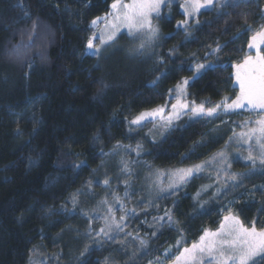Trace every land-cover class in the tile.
Returning a JSON list of instances; mask_svg holds the SVG:
<instances>
[{"label": "trees", "instance_id": "trees-1", "mask_svg": "<svg viewBox=\"0 0 264 264\" xmlns=\"http://www.w3.org/2000/svg\"><path fill=\"white\" fill-rule=\"evenodd\" d=\"M113 2L0 0V264H30L32 249L39 246L48 253L60 250L65 264H105L106 258L108 264H145L177 238L186 247L205 229L216 230L224 204L264 185V165L236 159L231 171L247 174L239 186L217 198L211 190L197 196L215 179L208 171L198 173L155 205L157 212L169 209L173 222L147 236L144 245L138 248L126 238L139 229L150 231L139 224L141 213L116 239L73 259L72 229L83 222L63 206L103 170L108 155L102 152L118 142L130 148L139 144V158L151 168H188L212 157L240 128V113L213 119L184 114L155 139L149 122L139 128L129 122L171 105L169 90L173 94L184 79H189V102L212 106L234 98L232 65L243 61L249 38L264 25V0H227L226 7L208 6L191 18L181 7L185 0H165L152 18L159 32L150 47L137 52L140 44L122 32L98 55L85 54L91 21L108 14ZM186 19V27L178 26ZM218 44L225 46L215 53ZM209 52L214 54L206 58ZM197 64L213 68L193 78ZM106 164L114 169L112 159ZM262 209L264 194L256 201L237 200L231 212L251 227Z\"/></svg>", "mask_w": 264, "mask_h": 264}, {"label": "snow or ice", "instance_id": "snow-or-ice-1", "mask_svg": "<svg viewBox=\"0 0 264 264\" xmlns=\"http://www.w3.org/2000/svg\"><path fill=\"white\" fill-rule=\"evenodd\" d=\"M165 3V0H129L128 3H124L123 0H114L111 4V13L106 14L105 19L108 21L110 28V34L107 39L102 37H90L85 54L98 55L101 51V45L114 42L116 33L122 27L128 29L130 37L133 39L143 36L140 45L137 48V52L142 51L148 42L154 40L159 32V29L152 24L153 14L159 16L161 12V6ZM212 7H226L227 0H185V3L181 5L184 10L186 18H191L198 14L201 9ZM100 18L93 19L91 25L95 26L98 24ZM188 19L178 22V26H187ZM36 25L33 24V29ZM251 30V29H249ZM34 32L29 34V39L33 38ZM94 39H99L100 44H94ZM264 25L259 30L253 33L249 38L248 48L256 49V55H246L241 63L233 64L232 67L235 69L234 77L235 81L239 86V91L236 93L234 98L224 97L221 102L215 104L212 107H205L204 103L196 104L194 101L188 102L186 100L185 87L189 84V79H184L179 82L175 87V103L171 104V110L167 111L166 106H159L157 108L145 111L137 115L129 122L130 128L136 126L137 128L145 125L148 122H155L157 118L162 122V127L165 129L170 128L173 121L179 119L182 114L187 112L191 113L192 118H218L222 113L228 114L233 113L237 110L247 109L250 113L255 112L258 115V119L255 121L248 119L244 121V125H249L248 131H241L239 133L233 132V136L229 139H236L238 142L243 141L248 144L251 148V141L255 139L259 145L261 151L259 156H254L249 151V155L243 157L247 162H250L255 166L257 159L259 163L264 165ZM225 45H217L214 50L218 53L222 50ZM95 49L94 52L91 50ZM213 52L206 53L207 56L213 55ZM163 61H161L162 63ZM211 64H197L195 68V75L200 74L201 70L212 69ZM163 75V74H162ZM159 79V78H158ZM173 90H169V95H172ZM167 111V115H165ZM255 126H250V125ZM242 125V127L244 126ZM227 143V142H226ZM121 145L119 142L116 145V149H119ZM141 145H137L134 151L139 155ZM113 154H115V149ZM102 155H108L103 153ZM123 163L122 171L130 175V170L127 162ZM215 164L218 169V176L220 172H224L227 176V181L221 184L213 193V197L217 198L221 195H226L229 187L235 188L242 183V178L247 174L230 173L228 169L231 168V162L225 151H220L215 154L209 161L202 164H197L193 167L188 168H177L174 169L169 176V183L167 189L161 188V193L168 192L174 194L175 191L182 185L186 184L188 180L194 177L196 174L201 173L207 165ZM80 167V165H77ZM164 175V174H161ZM231 182V184L228 183ZM219 182V181H218ZM91 183V182H90ZM103 184L107 187L110 185V178H105ZM125 187L127 189L128 183L125 181ZM211 185L204 186L203 191H207ZM127 191L125 196H127ZM200 193H197L199 196ZM117 203H120L121 198L114 196ZM72 203L75 206L77 203V196L74 194L72 197ZM103 203L107 204V200ZM140 203H144L141 201ZM151 205V201H149ZM120 211L123 213L117 221L114 215V208L109 207L108 212L112 213L111 222L109 217H102L105 221V226L100 228L99 232H96L97 237H105L107 239H114L112 235L113 228L117 231H122L124 224L122 222L128 219V212L135 213V209H126L123 204H120ZM227 212L223 216L220 226L217 230L212 231L205 229L198 241H195L191 246L183 247L180 250L179 255H176L172 259V264H257V258L264 261V228L257 229L255 223L251 227L245 226L240 221L239 217L235 216L231 212V207L225 209ZM264 211V209H262ZM85 215H87L85 213ZM169 224L171 225L172 216L166 213ZM156 219V218H154ZM159 220L163 221L164 217H159ZM163 226V225H161ZM92 234L91 224L89 225V235ZM156 233H153L155 235ZM129 235H131L129 233ZM141 245L146 242L141 240ZM178 243H180L178 241ZM89 251L86 246L85 250L81 252L83 257L85 253ZM169 253H165L167 258ZM105 264H108L107 258ZM151 264V262H150Z\"/></svg>", "mask_w": 264, "mask_h": 264}, {"label": "rangeland", "instance_id": "rangeland-1", "mask_svg": "<svg viewBox=\"0 0 264 264\" xmlns=\"http://www.w3.org/2000/svg\"><path fill=\"white\" fill-rule=\"evenodd\" d=\"M123 2L128 3L129 0H123ZM112 11L113 10L110 9L109 13H111ZM154 16L155 14H153V17ZM105 17L106 15L101 20H99L97 25L93 26L94 28H93V33L91 37H102L105 40L107 39V36L110 34V28L108 25V21L105 19ZM122 32H126L127 35L130 37L128 33V29L125 27H122L119 30V32L116 33V36ZM142 39H144V37L139 36L133 40L136 43L138 42L140 44ZM94 44L99 45L100 40L94 39ZM149 45H150V42H148L147 46L150 47ZM102 46L103 45H101V47ZM261 48H264V45H261ZM91 51L94 52L95 49ZM246 55H251L254 57L256 55V49L255 48L249 49L248 44H247L244 58ZM236 84L237 83L234 81V85L238 88V91H239V86L238 84L237 85ZM175 96H176V92L174 90V93L172 94V100L174 101L173 103L176 102ZM212 106L205 105V107H212ZM166 108H167V111H170L171 105H166ZM167 111L165 115H167ZM233 113H240L243 118V119L237 120L240 128L235 130L236 133H239L241 131H245V132L248 131L249 125H244L245 120L251 119L255 121L256 119L259 118L258 116L251 118L250 115H254V114L256 115V113L255 112L250 113L247 109L237 110ZM228 114H231V113H228ZM185 115H186L185 119L186 118L193 119L191 117L190 112H187ZM185 115L182 114L179 117V119L183 118V116ZM213 118H216V117H213ZM179 119L174 120L172 126H174L178 122ZM225 119L226 118H224V120ZM149 123H150V126H149L148 133L152 138H155V139L160 138L162 135H164V133L167 130H169L172 127L171 126L170 128H167V129L162 127L161 126L162 122L159 120V118H157L155 122H149ZM242 125L244 126L242 127ZM250 126H255V125L253 124ZM232 136H233V132L230 134V137ZM114 149H115V154H113ZM114 149L108 152V156L105 159L106 162L104 161V163L102 164L103 168L101 166L103 170H101L100 174L96 178L87 182V185L85 187L71 194V196H69V198L67 199L66 204H64L63 206V209L67 210V213H70V214L76 213L78 218L81 219V222H83L82 225L79 227V229L77 230L72 229L75 244L77 243L76 248L73 247L70 249V251L72 252L73 259L80 257L81 252L85 250L86 246L90 250L93 247H99L100 244L103 242H106L108 240H113V239H107L102 236L97 237L95 235L96 232H99L100 228L105 226V221L104 219H102V217L108 216L109 222H111L112 213L108 212L109 207L114 208V215L117 221H119V217L123 215V213L120 211V204H123L126 209H129V210L135 209V213L129 211L128 219L122 222L125 225L122 231H117L115 228H113L112 235L115 237L114 239H116L121 233H124L123 231L125 230L126 226L129 225V223H133V219L135 216L142 213V216L139 220V224L143 225V227L146 228L147 230L150 229V231L139 229L134 234L130 233L131 234L130 237H126L127 240H129L128 242L134 241L135 246H137L138 248L141 247L140 245L141 240L145 241V238L153 234L154 232H156L157 229H159L161 225L169 224L167 216H166V213L170 212L169 209L163 208L161 212H157L155 211L156 210L155 205L159 202V200L169 195L168 192L161 193L160 189L161 188L167 189L168 183H169L168 174L171 173L174 169L161 170V169H155V168H151L150 166H147V164H145V162L139 158L140 156L137 154V152L134 151V149H136V147L134 146L131 148L129 146L128 147L121 146L119 149H116V148ZM250 150L254 156H257V157L259 156L261 149L259 145L256 143L255 139L251 141V148H250L248 144L244 143L243 141L238 142L234 138L232 140L228 139V142L226 143V145L218 152L225 151L230 162L235 161L236 159H239L245 162L243 157L248 156ZM212 157H210L206 161H209ZM110 159H112L114 162L113 170L112 169L108 170L107 168L106 163L107 161H110ZM122 162L128 163L130 175L122 171L123 169ZM258 163H259V159H257L256 161V164ZM256 164L253 167H257ZM139 167L142 169H139ZM207 171L208 173L215 175V179L214 181L210 183H206L202 185L198 192L200 193V195H203L211 190L212 196H213V193L216 191V189L218 187H221V184L223 182L227 181V176L225 175L224 172H220L218 176L217 174L218 169L215 164L207 165L202 172H207ZM228 172L235 173L231 171V169H228ZM161 174H164V175H161ZM105 178H110V185L107 187L103 184V181ZM125 181H127L128 183L127 189L125 187ZM228 183L231 184L230 181H228ZM95 184L96 186H94ZM208 185H211V187L208 188L207 191H203L202 190L203 187L208 186ZM135 186L142 188L143 191L138 190ZM126 191L128 193L127 196H125ZM96 193L98 195V198H97ZM74 194L77 196V203L75 206L72 203V197ZM262 194H264L263 184L254 185L253 187L248 188L247 190L242 192L237 197L231 199L229 202H227L220 208L222 217L227 214L225 209L228 208L229 206L232 207V205L237 200L242 199V200L256 201ZM114 196H119L121 198L120 203H117V201L114 199ZM104 200H107V204L103 203ZM141 201H143L144 203H140ZM149 201H151V205H149ZM85 213L87 215H85ZM159 217H164V220L163 221L159 220L158 219ZM254 223L257 229L264 228V213H263V216L259 218L258 220H256ZM90 224H91V231H92L91 235H89V225ZM178 241L180 243H178ZM183 243H184L183 239L177 238L174 242L170 243L166 248L158 252L157 255L149 259L145 264H150V262L151 264H172V259H174L176 255H179L180 250H182ZM166 252L169 253V256L167 258L165 257ZM61 257H62V253L60 250L54 253H48V252L41 250L39 246V247H35L32 249L30 264H65V262L61 260ZM259 260L260 259L257 258V262Z\"/></svg>", "mask_w": 264, "mask_h": 264}]
</instances>
